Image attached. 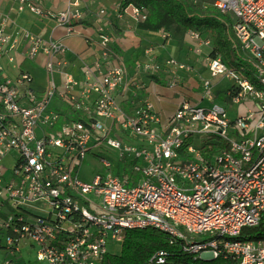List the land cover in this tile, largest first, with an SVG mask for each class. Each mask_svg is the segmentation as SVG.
<instances>
[{
	"label": "built area",
	"instance_id": "built-area-1",
	"mask_svg": "<svg viewBox=\"0 0 264 264\" xmlns=\"http://www.w3.org/2000/svg\"><path fill=\"white\" fill-rule=\"evenodd\" d=\"M10 1L8 12L0 7V231L7 233L6 245L0 241L6 253L1 264H110L108 257L119 253L126 232L148 228L168 234L179 253L171 257L159 251L145 264H264V242L239 240L264 217V0H215L234 23L250 72L229 69L219 56L205 59L212 78L234 80L227 101L250 103L248 112L230 118L226 108L214 104L212 83L204 80L201 101L184 98L166 121L149 100L127 98L132 89L141 90L134 76L153 77L162 64L137 61L129 70L116 63L115 39L100 29L84 37L99 52L93 63H83L82 78L76 79L65 56L74 53L64 39L8 29L15 26L11 13L30 11L55 19L66 38L82 37L77 25L84 11L78 2L70 0L66 10L55 13L44 10L42 0ZM105 13L101 9L97 15ZM116 15L148 20L143 6L125 0ZM188 35L199 48L211 47L197 31ZM41 56L47 85L37 90L32 72L22 65ZM169 85L179 86L178 78ZM205 97L209 106L202 103ZM56 98L60 107L52 105ZM102 145L115 152L118 173L111 172L110 160L100 158L109 173L85 182L79 168ZM13 151L19 154L13 168L18 178L9 182L1 163ZM127 163L135 178L131 187ZM6 205L9 215L1 212ZM27 206L49 217L21 226L20 212ZM24 249L34 250L36 260H27Z\"/></svg>",
	"mask_w": 264,
	"mask_h": 264
},
{
	"label": "crops",
	"instance_id": "crops-1",
	"mask_svg": "<svg viewBox=\"0 0 264 264\" xmlns=\"http://www.w3.org/2000/svg\"><path fill=\"white\" fill-rule=\"evenodd\" d=\"M77 1L80 5V8L84 11L83 21L77 25V28L81 27V33L83 36H73L66 38V30L61 27H55L52 29L50 36L46 40L54 39H64V43L67 47L74 53V56L70 58V55L67 54V58H69L70 66L68 67V71L72 73L76 79L82 78L81 67L83 63H93L98 55V49L95 47H90L87 45L85 38L88 36L94 35L92 28H94V23L91 20V15H93L92 9H94L93 5H102V7H113L112 13H105L104 23L109 27V31H111V35L115 39V52L119 56L120 61H116V63H124L125 66L129 70H133L135 67V63L137 61L143 62H156L162 64L161 70L157 72V74L151 79L152 83H156L154 85V91L156 95L162 92L160 89L162 86H165V81L169 83L171 80L178 78L179 86L183 85L191 88V82L193 77H197V73L202 77L205 74L209 73V69L206 62V57L210 53V47H201L194 44L190 39L188 32L182 29H173L171 31L167 29H152L148 26H145L141 23H138L131 19L129 16H124L123 18H118L116 15V10L121 4L122 0H72ZM70 0H42V7L44 10H48L51 12H60L64 11L68 8ZM0 7L4 12H8V10L12 7V2L10 0H0ZM105 10V9H104ZM106 12V11H105ZM34 14L30 11H26L22 14H17L16 12L11 13V18L15 23L14 27H10L8 30L12 33L18 29L21 31H29L25 26L29 21V15ZM104 16V15H103ZM100 17V16H99ZM102 17V16H101ZM63 30L64 32H60ZM32 32V31H31ZM41 37L45 38L43 35ZM162 40V47H165L167 43L173 42L174 45H178L176 59L179 62L187 63L191 66L190 71L178 70L172 65H166L169 60H172L170 56H163L162 53L156 49L159 48L158 41ZM145 46V48H144ZM133 48L135 52L126 60L125 54L130 52V49ZM200 49L201 51H198ZM204 50H207V54H203ZM204 55V58L199 60V64H197V56ZM78 58V59H77ZM45 58L40 57L37 61V64L42 68L44 64ZM194 62V65H193ZM200 65L202 66L201 68ZM43 69V68H42ZM177 74V76L175 75ZM210 74V73H209ZM142 75V74H141ZM140 76V75H139ZM56 80L59 85L62 84V77L60 75L56 76ZM133 81L136 84L141 86V90H144L146 87L143 82H140V77H133ZM46 87V86H45ZM37 90H43L44 86H34ZM171 88V87H170ZM227 93V92H226ZM181 95V101L176 104H169L167 100L159 99L162 102V108L158 109L155 106V110L161 115L163 120H168L177 112L179 106L184 98L190 99L192 101H201L202 98L192 99L188 96L186 92H179ZM153 96L151 93L149 94ZM128 95L127 98H130ZM150 100V99H149ZM227 101V99H226ZM215 102V101H214ZM228 102V101H227ZM203 103V102H202ZM204 105V104H203ZM205 105V106H209ZM7 157V156H6ZM5 157V158H6Z\"/></svg>",
	"mask_w": 264,
	"mask_h": 264
},
{
	"label": "rangeland",
	"instance_id": "rangeland-1",
	"mask_svg": "<svg viewBox=\"0 0 264 264\" xmlns=\"http://www.w3.org/2000/svg\"><path fill=\"white\" fill-rule=\"evenodd\" d=\"M187 2L192 5V8L195 12L201 14V15H207V14H220L219 9L217 8L216 4H198V5H194L192 3H190L189 0H187ZM94 9H92L93 15H91V20L94 23V28H92V31L94 33V35H98V30L102 29L103 31L108 32L109 34H111V31H109V27L104 23V19H107L104 15L102 17H99L97 15L98 11L101 9H105L107 15L112 13L113 11V7H102V5H93ZM29 15V21L26 23V27L28 28V30L34 34H36L37 36H41L43 35L46 39V37L48 38L52 32V29H54L57 26V22L55 19L53 18H49V17H45L43 15H39V14H28ZM80 29H82L81 27H79ZM77 28V29H79ZM60 32H64L63 30H60ZM8 33V32H7ZM194 44L197 45V43H195L194 41H192ZM163 41L159 40L158 44H159V48L156 49L159 50L163 56H170L172 58V60H174L176 62L175 65H173L176 69L181 70L179 68V65L184 64L187 65L191 68V66L187 63H183V62H179L176 59V55H177V48L178 45H174L173 42L167 43L165 45V47H162ZM145 48V46H144ZM207 48V47H206ZM135 52V50L133 48L130 49L129 53L125 54L126 60H128V58H130V56ZM207 50H204L203 54H207L206 53ZM97 58V57H96ZM202 58H204V55H198L197 56V60H195L194 62L197 61V64H199V60H201ZM203 60V59H202ZM22 59L19 58L18 59V63L21 64ZM193 62V65H194ZM27 70L32 72V75L34 77V86L38 85V86H46L47 85V74L46 71L44 69H42L37 63L31 62V61H23V65ZM202 66L200 65L201 68ZM192 70V69H191ZM186 71V70H184ZM137 77H140V82H143L145 84L146 87L144 90L142 91H138L136 89H132L130 91L131 96H133V99H137V98H141L144 100H149L154 107L156 106V108L161 109L162 108V102L159 101V99H164L167 100L169 102V104L173 105L178 103L179 101H181V95L179 94V92L183 93L186 92L188 93V96H190V98L192 99H197V98H201L204 93H205V89L203 87V81H210L212 83V89H211V94L215 97V102L214 104L219 105L223 108H226L228 116L230 118H237L239 116L245 115L248 110L252 107V105L250 103H244L241 105H232L231 103L226 101V91L228 90V88L234 84V80L230 79L228 77H219V78H212L211 75L205 74L204 77H202L200 74L197 73V77H193V80L191 82V88L180 85L177 86L175 88H170L169 83H167L165 81V86L161 85L162 87L160 88L162 90L161 93H159V95H156L155 93H152L154 91V85H156V83H152V78L148 75L142 74V75H137ZM152 94L153 96L149 95ZM204 105H208L209 100L207 97H205V100L203 102ZM52 105H57V106H61V103H59L58 99H54L52 101ZM63 110L67 113H69V109L67 107H63ZM65 119L62 116L61 118V122H63ZM57 129V128H56ZM48 130L50 131L49 134H52L53 131L51 128H48ZM37 136L40 139L43 135L41 133V129L38 128L37 129ZM216 139L212 140V143H215ZM58 151H60V149H58ZM99 157H97V156ZM19 158V154L15 151L11 152L10 155H7L6 158H4V160L1 163V166L4 168V172H5V179L7 181H12V179H16L18 177H16L13 173V168L17 162ZM100 158H107L108 160H110L111 164H112V170L111 172L113 173V175H117L118 173V163L117 162V158H116V154L115 152H113L112 150H110L108 147H106L105 145H102L101 147L97 148L96 150L92 151L91 153H89L86 157V159L83 161L82 165L79 168V176L80 178L88 183L93 182V180L95 179V177L98 174H102V175H107L109 173V170L105 167V164L102 162V160ZM127 172L131 175L132 180L130 182V184L128 185V187H131L135 181V178L133 177V175L131 174V165L130 163H127ZM27 209H29L30 211L39 214V215H45L44 212L40 211L37 207L35 206H27ZM1 212L3 214H10L11 213V208L6 205L3 206L1 208ZM0 239H1V244L4 246L6 245L7 242V233L5 232L3 235L0 234ZM193 240H202L201 237H194ZM120 246V245H119ZM109 250L111 253L114 252V248L112 246L109 247ZM121 248L118 247V250L120 252ZM23 254L26 257L27 260H31V261H35L36 258V252L34 250H28V249H24L23 250ZM6 256V253L4 250H0V264L3 260V258ZM8 258L14 259V261L16 262V257L14 256V254H9ZM31 264H36V261L31 263ZM46 264V263H45Z\"/></svg>",
	"mask_w": 264,
	"mask_h": 264
},
{
	"label": "trees",
	"instance_id": "trees-1",
	"mask_svg": "<svg viewBox=\"0 0 264 264\" xmlns=\"http://www.w3.org/2000/svg\"><path fill=\"white\" fill-rule=\"evenodd\" d=\"M126 3H134L143 6L147 12L148 20L141 23L152 29H182L187 32L190 30L197 31L203 39L211 42L210 55L219 56L229 69L240 71L241 67H248L247 73L250 72V64L246 62L245 55L239 48L233 33V21L231 18L217 14L201 15L195 12L187 0H125ZM195 6L198 4H213L215 0H189ZM155 76V75H154ZM153 76V77H154ZM151 77V78H153ZM235 87L232 84L228 90ZM209 139H206V142ZM24 218L22 223L14 220L15 224L21 226L31 222L36 217L48 218L47 215L36 214L29 209L22 208L20 212ZM10 232V231H8ZM3 231H0L2 234ZM65 240H68V234H62ZM170 237L165 232L155 228L143 230L128 231L118 254H111L108 259L110 264H145L156 253L164 251L168 256L178 257V246L170 243ZM241 241H262L264 242V217L257 226L245 228ZM1 241V239H0Z\"/></svg>",
	"mask_w": 264,
	"mask_h": 264
}]
</instances>
